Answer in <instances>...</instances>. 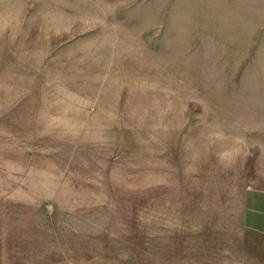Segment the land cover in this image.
I'll use <instances>...</instances> for the list:
<instances>
[{"label":"rangeland","instance_id":"obj_1","mask_svg":"<svg viewBox=\"0 0 264 264\" xmlns=\"http://www.w3.org/2000/svg\"><path fill=\"white\" fill-rule=\"evenodd\" d=\"M264 0H0V264H264Z\"/></svg>","mask_w":264,"mask_h":264},{"label":"crops","instance_id":"obj_2","mask_svg":"<svg viewBox=\"0 0 264 264\" xmlns=\"http://www.w3.org/2000/svg\"><path fill=\"white\" fill-rule=\"evenodd\" d=\"M241 222L244 231L264 239V189H249L245 192Z\"/></svg>","mask_w":264,"mask_h":264}]
</instances>
